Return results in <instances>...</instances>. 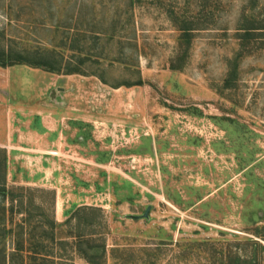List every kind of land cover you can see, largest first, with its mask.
Wrapping results in <instances>:
<instances>
[{
  "label": "rangeland",
  "instance_id": "1",
  "mask_svg": "<svg viewBox=\"0 0 264 264\" xmlns=\"http://www.w3.org/2000/svg\"><path fill=\"white\" fill-rule=\"evenodd\" d=\"M248 25L264 0H0L2 42L86 72L0 66L13 224L52 220L71 243L72 212L98 206L104 264H264V32Z\"/></svg>",
  "mask_w": 264,
  "mask_h": 264
},
{
  "label": "trees",
  "instance_id": "2",
  "mask_svg": "<svg viewBox=\"0 0 264 264\" xmlns=\"http://www.w3.org/2000/svg\"><path fill=\"white\" fill-rule=\"evenodd\" d=\"M241 36L245 40L255 38L256 30L263 27L248 25ZM4 38V36H3ZM7 47V48H6ZM56 56V57H55ZM84 59H80L77 64L63 60V56L57 57L54 50H40L23 48L14 51L2 42L0 37V66L7 67L17 64H27L33 67H43L52 72L79 73L86 72L80 68ZM93 73V72H90ZM92 75H96L94 72ZM98 77L106 82L105 78L98 73ZM139 78L135 82H129L126 85L140 84ZM5 151L0 148V264H72L70 261L63 259L59 254L53 255L54 250L64 249L70 246L78 256L85 260V264H104L106 256V241L103 233L98 229H104V214L101 207L84 205L77 207L72 212V218L76 225L70 229L68 237L72 238L70 243L65 238H57L55 233V222L48 220L46 224L31 226L28 236H26L25 220L13 224L14 208L5 205L7 203V191L5 187ZM13 200V197L11 198ZM19 211V210H17ZM18 213V212H16ZM71 221V217L66 223ZM8 222L12 227H8ZM12 238V248L7 247V240ZM46 243V244H44ZM48 243V244H47ZM71 244V245H70ZM60 257V258H56Z\"/></svg>",
  "mask_w": 264,
  "mask_h": 264
},
{
  "label": "crops",
  "instance_id": "3",
  "mask_svg": "<svg viewBox=\"0 0 264 264\" xmlns=\"http://www.w3.org/2000/svg\"><path fill=\"white\" fill-rule=\"evenodd\" d=\"M1 87V86H0ZM9 92L11 91V90H8ZM9 94V93H8ZM13 95H14V93H12ZM0 104H2V103H0ZM13 105H14V100H13V103H12ZM0 109H1V106H0ZM12 109H13V107H12Z\"/></svg>",
  "mask_w": 264,
  "mask_h": 264
}]
</instances>
